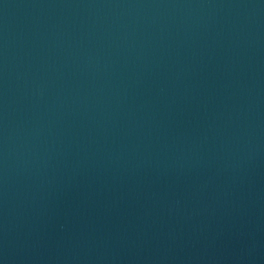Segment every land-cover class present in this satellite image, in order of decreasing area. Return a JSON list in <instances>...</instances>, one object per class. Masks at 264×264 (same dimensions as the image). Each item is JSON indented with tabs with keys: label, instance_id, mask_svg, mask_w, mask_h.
<instances>
[{
	"label": "water",
	"instance_id": "water-1",
	"mask_svg": "<svg viewBox=\"0 0 264 264\" xmlns=\"http://www.w3.org/2000/svg\"><path fill=\"white\" fill-rule=\"evenodd\" d=\"M0 264H264V0H0Z\"/></svg>",
	"mask_w": 264,
	"mask_h": 264
}]
</instances>
